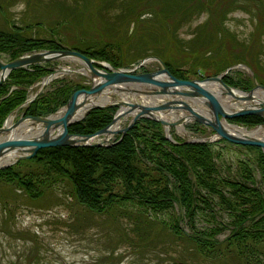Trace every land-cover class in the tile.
Wrapping results in <instances>:
<instances>
[{
  "label": "trees",
  "instance_id": "trees-1",
  "mask_svg": "<svg viewBox=\"0 0 264 264\" xmlns=\"http://www.w3.org/2000/svg\"><path fill=\"white\" fill-rule=\"evenodd\" d=\"M100 2L93 0L79 9L80 16L85 17L87 12L97 15V23H91V27L88 22H93V18L85 21L81 17L74 27L73 16L45 23L13 22L5 16L8 0H0V58L11 59L41 48L70 47L117 66L156 55L173 74L188 78L201 76L200 69L209 66L217 73L246 57L245 48L239 41L233 42L222 28L228 10L255 9L264 22V0H114L118 8L115 17L124 19L125 28L115 26V32L107 33L99 19L104 18L109 7ZM203 11L208 16L194 26L190 38L177 34L184 22ZM32 26L42 27L46 35H28L26 30ZM51 66L46 62L10 70L0 83V125L26 99L29 86L50 72ZM223 79L241 88L252 84L249 77L231 73ZM80 86L87 84L59 78L52 89L18 110L23 114L53 112ZM115 109L93 107L82 119L71 123L68 130L93 132L111 120ZM262 119L248 114L230 120L252 125ZM193 126L200 128L197 122ZM245 147L256 149L257 154L239 156L230 170L229 164L219 163L221 152L212 143L178 138L171 141L158 120L143 116L111 144L41 147L30 157L0 167V182L13 185L31 199L43 197L58 181L67 182L74 198L89 210H117L133 218L135 226L142 230L165 214L166 218L161 216L158 223L174 236L189 240L196 254L214 258L217 264H228L232 257L242 264H264V152L254 145ZM22 163L32 166L22 170L18 166ZM220 211L229 216L228 221L216 218ZM199 214L211 216L214 223L198 228ZM178 264L184 263L181 260Z\"/></svg>",
  "mask_w": 264,
  "mask_h": 264
},
{
  "label": "rangeland",
  "instance_id": "rangeland-1",
  "mask_svg": "<svg viewBox=\"0 0 264 264\" xmlns=\"http://www.w3.org/2000/svg\"><path fill=\"white\" fill-rule=\"evenodd\" d=\"M92 1L8 0L5 16L20 24L33 20H41L45 23L55 18L73 16V21L76 22L74 27L79 25L77 23L81 17L85 21H90L92 17L93 22H88L92 27L91 23L98 22L97 15L87 12L84 17L80 16L79 12L83 5ZM117 1L115 0V3ZM100 3L109 7V12L103 16V19H99V24L103 22V31L115 32V26L124 29V19L115 17L118 8L115 7L114 0H101ZM253 10L255 9L233 7L224 14L222 28L229 32L233 42L239 41L245 48L246 57L241 63L256 70L254 61L257 60L264 69V31L259 33V36L255 35L261 25L264 28V24L261 22V17L255 15ZM207 16V11L193 16L177 29V34L190 38L194 26L205 20ZM2 18L0 22H3ZM73 31L78 32L76 29ZM26 33L33 36L46 35L39 26H32L26 30ZM219 34L222 35V30ZM202 35L203 33L200 36ZM256 38L259 39L257 43L253 41ZM48 62L53 68H77L80 65L78 61L69 57ZM144 66L147 69H154L157 67V62L147 60ZM232 69L233 76H239L236 75L237 70L242 74L249 73L244 66ZM200 71L204 74L213 73L214 68L204 67ZM259 74L264 78V71H259ZM66 77L78 81L83 77L84 80V74L81 72H62L45 85V90L53 88L59 78ZM36 89L37 86H34L32 91ZM111 96L113 98L114 95ZM19 115L20 111H14V120ZM173 128L176 133H186V130L176 126ZM240 150L242 153L245 152V149H224L222 157L228 164L234 165ZM246 153L250 156L255 155L253 151ZM18 166L25 170L32 164L22 163ZM161 216L166 218L165 214H160L153 223H148L142 230L135 226L133 218L125 217L117 210H111L109 213L89 210L74 198L67 182L58 181L43 197L33 199L13 185L0 182V264H178L181 260L184 264H217L214 258H204L196 254L189 240L174 236L164 225L158 223L157 220ZM216 218L225 222L228 221L229 216L224 211H220ZM213 223L214 219L211 216L199 214L196 226L205 228ZM227 232L228 228L220 233V236L223 237ZM227 262L242 264L234 257Z\"/></svg>",
  "mask_w": 264,
  "mask_h": 264
},
{
  "label": "water",
  "instance_id": "water-1",
  "mask_svg": "<svg viewBox=\"0 0 264 264\" xmlns=\"http://www.w3.org/2000/svg\"><path fill=\"white\" fill-rule=\"evenodd\" d=\"M63 57H71L81 62L79 67L67 71L86 74L89 79L88 87L74 89L66 103L55 112L45 115L22 114L10 126L5 127L9 113L0 125V133H8V136L0 138V157L10 152H17V154L11 161L1 164L0 167L32 156L39 148L45 146L108 144L111 135L120 134L119 137H121L141 116L160 121L169 138H171L168 133L169 125L195 120L210 125L217 136L231 142L264 148V138L236 133L223 124V121L227 122V118L244 114H257L264 118V99L253 100L255 89H264V85L255 82L248 89L231 86L222 77L232 66L218 74L202 78H181L171 73L166 64L156 55L143 57L131 66H112L107 61L91 58L74 48H45L22 53L9 60L0 58V83L13 68ZM149 59L157 60L159 66L152 70L136 71ZM58 71L60 68H56L46 77ZM252 78L255 80L254 75ZM209 83L218 84L222 88L221 91L213 90ZM43 86L44 83L15 110L28 104L42 91ZM114 90L120 93L119 97L112 100L96 101ZM219 93L221 95L229 93L232 95V101H242L243 103L227 109L220 101ZM143 99L146 101L160 100V102L145 103ZM192 99L199 101L205 108H194L189 102ZM249 100L252 102H247ZM106 106H115L116 110L105 126L85 134L73 133L68 130L69 124L83 118L91 108ZM59 111H61L60 114H58ZM175 111H185L187 114L171 119L162 116L163 113ZM127 115H129V120L126 125L113 128L115 122L121 121ZM23 122H28L27 131L12 134V130Z\"/></svg>",
  "mask_w": 264,
  "mask_h": 264
},
{
  "label": "bare ground",
  "instance_id": "bare-ground-1",
  "mask_svg": "<svg viewBox=\"0 0 264 264\" xmlns=\"http://www.w3.org/2000/svg\"><path fill=\"white\" fill-rule=\"evenodd\" d=\"M64 70H68L67 68H64ZM61 74V72H55L47 77H44L42 79V81L40 82V84H48L52 78H54L56 75H59ZM39 84V85H40ZM209 85L211 86V88L217 92H220L221 91V87L218 85V84H215V83H212ZM254 99L253 100H256V99H262L264 98V89H261V88H258L254 91ZM112 96L110 93H106L102 99H96V101H101V100H112L111 99ZM219 99L220 101L224 104V106L227 108V109H230L231 107H234L236 103H234L235 101H232V95L229 94V93H222V95L219 93ZM143 102H151V103H156V102H160V100H153V101H146V99L144 100L143 99ZM190 104L194 107V108H197V109H201V107L203 106L199 101H196L195 99H192L191 101H189ZM61 111H59L58 114H60ZM172 113V114H171ZM171 114V115H170ZM187 112L185 111H175V112H168V113H163L162 116L163 117H166V118H175V117H180L182 115H186ZM14 115L13 114H10L7 119H6V123H5V127H8L11 125V123L13 122L12 119H13ZM119 122L120 121H117L113 124V128L115 127H118L119 126ZM28 122H23L21 123L19 126H17L16 128H14L12 130V134H19L20 132H24V131H27L28 129ZM223 124L225 127H227L228 129L232 130V131H235L236 133H239V134H248V135H251V136H254V137H262L264 138V124H261V125H258V126H254L250 129H247V128H244L243 126H240V125H236V124H229L228 122H225L223 121ZM181 128V127H179ZM5 136H8V133L7 132H4V134H1L0 133V138L2 137H5ZM17 152H10V153H7L5 155H3L2 157H0V165L1 164H5L9 161H11L15 156H16ZM233 172V171H232Z\"/></svg>",
  "mask_w": 264,
  "mask_h": 264
}]
</instances>
